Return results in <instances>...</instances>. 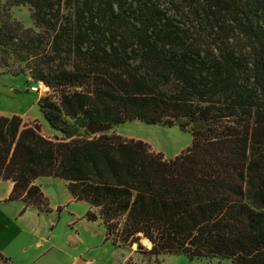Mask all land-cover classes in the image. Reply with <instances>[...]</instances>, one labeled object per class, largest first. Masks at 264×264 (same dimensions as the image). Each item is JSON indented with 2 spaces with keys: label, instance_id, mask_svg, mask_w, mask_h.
Segmentation results:
<instances>
[{
  "label": "trees",
  "instance_id": "obj_1",
  "mask_svg": "<svg viewBox=\"0 0 264 264\" xmlns=\"http://www.w3.org/2000/svg\"><path fill=\"white\" fill-rule=\"evenodd\" d=\"M0 1L26 6L37 30L0 22V68L11 57L50 90L36 107L60 135L0 116L6 202L47 212L33 183L57 179L114 247L264 264V0ZM132 121L190 144L165 158L84 130Z\"/></svg>",
  "mask_w": 264,
  "mask_h": 264
},
{
  "label": "rangeland",
  "instance_id": "obj_2",
  "mask_svg": "<svg viewBox=\"0 0 264 264\" xmlns=\"http://www.w3.org/2000/svg\"><path fill=\"white\" fill-rule=\"evenodd\" d=\"M2 2L0 1V7ZM12 21L22 29H29L32 32L37 30L29 18L26 6L0 8V22ZM5 56L0 54V59ZM9 67L0 68V113L2 114H25L29 118H36L40 124V132L44 137L52 139L60 138L59 133L52 131L42 120L35 102L36 95L42 97L49 95L47 88L41 93H31L27 88L32 85L31 79L25 74H16V67L12 65L11 57H7ZM111 131H118L124 139L140 140L147 144L151 151L160 153L163 157L169 158L177 155L190 144V135L181 132L177 128H165L156 125H146L138 121L127 122L117 125ZM110 131V132H111ZM81 134V130H77ZM52 179V178H51ZM43 186L47 196V204L50 211L41 212L33 217L31 211L25 219L20 221L12 217L17 209L15 204L2 208L0 206V255L16 264H67L69 258L81 254L85 259L92 260V264H229L222 259H193L188 260L183 255H166L153 257L147 255L149 246L143 239L139 240V248L136 244L131 247H114L109 241H103L102 226L98 224H73L68 225L73 216H82L86 205L82 202H73L65 207L66 212L57 214L54 206L63 202L61 189L57 186ZM66 192V189H65ZM38 213V212H37ZM7 216V217H6ZM9 218V220L7 219ZM36 225L38 234L51 235L54 244V251L47 252L40 257H35L40 249H35L34 237L29 233L31 226ZM0 264H2L0 259ZM4 264V263H3Z\"/></svg>",
  "mask_w": 264,
  "mask_h": 264
},
{
  "label": "crops",
  "instance_id": "obj_3",
  "mask_svg": "<svg viewBox=\"0 0 264 264\" xmlns=\"http://www.w3.org/2000/svg\"><path fill=\"white\" fill-rule=\"evenodd\" d=\"M38 98H39V95H36L35 100L33 101V102H35V104H36V101H37ZM11 115L17 116L21 120V124H27V123H30V122H35L40 127V124L38 123L37 119L34 118V117L29 118L25 114H12V113H10V114H2V113H0V116H5V117L11 116ZM111 132H113L117 136L123 137L118 131H111ZM169 158H171V157H169ZM33 184L39 187L43 197L46 200H47V196H46V194L44 192L45 190L43 189L42 185H44V186L52 185L53 187L54 186L59 187L61 189V193H62V196H63V202L60 203V204H57L56 206H54V209L56 210L58 215H60L62 212H66V213H68V215L73 216V215L70 214L71 212H67V210L65 211V207L68 206L69 204L73 203V201H72L71 197L69 196L67 190L65 192L66 187H65V183L63 181H60V180H57V179H51V178H39V179L35 180ZM10 189H11V184L8 181H0V206H3L2 208H5L6 206L11 205V204H15L17 206L16 212H15V214L12 217H15L16 220L20 221L22 218L25 219L27 216L28 217L32 216V215H28L31 211L35 212L33 217L38 216L36 214H40V212L37 213V211L35 209H31V208H28L22 214H19V211L22 208V204L20 202H6L5 201L7 196H8V194H9V192H10ZM47 210L48 211L51 210L49 208L48 204H47ZM87 210H88V207L86 206V208L84 209L83 215H84V213ZM83 215L80 216V217L73 216L72 217L73 219H71L69 222H67V224L68 225L83 224V222L85 221L83 219ZM7 219L9 220V218H7ZM85 222H87V221H85ZM88 223L100 225V222L98 220H96L94 222H87L85 224H88ZM29 233L35 239L33 247H35V249H40L39 252L36 254V256H34L31 259V261H34L35 257H40V256H42L43 254H45L47 252H51V251L55 250L54 244L51 241V235H47V236H45V234L39 235L38 234V228H37L36 225H33V226L30 227ZM102 234H103V238H104L103 228H102ZM103 241H104V239H103ZM0 259H1L2 264L3 263L4 264H11V262L8 260L7 257H5V255L4 256L0 255ZM4 259H7L8 261L6 262V261H4ZM24 263L28 264L29 261H26ZM92 263H93L92 260H89V259L87 260V259L84 258L83 255L76 254V255H73V256H71L69 258V261H68L67 264H92ZM12 264H16V263L13 261Z\"/></svg>",
  "mask_w": 264,
  "mask_h": 264
},
{
  "label": "water",
  "instance_id": "obj_4",
  "mask_svg": "<svg viewBox=\"0 0 264 264\" xmlns=\"http://www.w3.org/2000/svg\"><path fill=\"white\" fill-rule=\"evenodd\" d=\"M86 133L90 136H95L101 133H106L111 130V126L101 123H89L85 129Z\"/></svg>",
  "mask_w": 264,
  "mask_h": 264
},
{
  "label": "built area",
  "instance_id": "obj_5",
  "mask_svg": "<svg viewBox=\"0 0 264 264\" xmlns=\"http://www.w3.org/2000/svg\"><path fill=\"white\" fill-rule=\"evenodd\" d=\"M31 83L32 85L27 88V91L31 93L39 94L41 93V91L44 92L45 90H47V87L39 80Z\"/></svg>",
  "mask_w": 264,
  "mask_h": 264
},
{
  "label": "bare ground",
  "instance_id": "obj_6",
  "mask_svg": "<svg viewBox=\"0 0 264 264\" xmlns=\"http://www.w3.org/2000/svg\"><path fill=\"white\" fill-rule=\"evenodd\" d=\"M143 241H144V243H145L147 246L150 247L149 243H148L146 240H143Z\"/></svg>",
  "mask_w": 264,
  "mask_h": 264
}]
</instances>
